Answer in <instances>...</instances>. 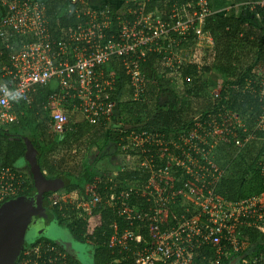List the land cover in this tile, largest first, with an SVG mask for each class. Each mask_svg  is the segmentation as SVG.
<instances>
[{"label": "built area", "instance_id": "obj_1", "mask_svg": "<svg viewBox=\"0 0 264 264\" xmlns=\"http://www.w3.org/2000/svg\"><path fill=\"white\" fill-rule=\"evenodd\" d=\"M67 1L63 11L74 23L60 29L57 39V27L51 25L45 0H0V57L7 52L6 64L0 69V131L13 133L25 115V111H17V104L30 108L39 88L50 90L39 107L48 113L53 134L59 136L66 131L71 121L68 111L90 125L108 127L116 105L119 73L126 79V101L145 103L146 79L140 63L154 52H164L170 68L184 62L176 55L177 42L190 34L200 36L197 28L201 26L202 30L205 18L212 12L208 0L197 1L191 18L176 6L165 14L146 11L148 0L127 1L122 7L110 3L93 5L89 0ZM256 4L264 7V0ZM261 85L260 111L254 128L263 133L264 140V82ZM218 97L216 93L213 99ZM217 117L220 122L211 117L200 122L201 134L197 131V136H181L185 149L172 143L181 152L180 157L165 149L160 151V158L166 161L164 167L153 168V158L140 160L146 153L144 144L162 145L163 140L145 132L132 131L126 136L130 144L125 141L121 145L123 154L137 157L136 171L149 168L152 176L132 183L127 192L104 198L110 205L114 199L121 202V214L129 226L122 235L114 226L110 246L122 256L112 264H264V251L255 249L240 231L260 230L264 234V193L236 202L225 201L215 193L223 171L211 161L217 146L215 138L228 133L240 149L256 139L254 128L252 132L245 128L238 135L237 127L225 115ZM219 130L222 132L217 134ZM128 168L122 166L116 176L130 171ZM176 169L190 178L177 192ZM26 187L29 186L21 173L0 166V205L20 197ZM129 192L137 197V207L145 199L146 211L137 208L138 215H134L133 207L125 202ZM178 198L183 209L176 214L172 205L179 202ZM47 199L51 209L62 212L69 206L83 219L91 216L100 202L92 187L76 198L57 191ZM134 220L144 224L142 230ZM16 264L78 263L54 243L42 240L25 245Z\"/></svg>", "mask_w": 264, "mask_h": 264}, {"label": "trees", "instance_id": "obj_2", "mask_svg": "<svg viewBox=\"0 0 264 264\" xmlns=\"http://www.w3.org/2000/svg\"><path fill=\"white\" fill-rule=\"evenodd\" d=\"M45 1L47 14L51 17V25L57 27L54 33L55 38L59 39V30L74 23V20L68 18L63 11V7L68 1ZM197 1L148 0L145 9L146 11L156 10L165 14L167 9L176 6L179 11H186L188 17L191 18L197 10ZM226 1L230 3L228 13L224 10L211 12L205 18L200 36L194 37L195 35L190 34L179 44L177 42L176 55L184 58V62L170 68L166 66L168 57L165 53L154 52L145 62L140 63L146 79L143 86L145 103L127 101L122 103L118 100L124 96V93L126 96L128 94L124 86L126 79L119 73L120 81L114 107L119 113L113 116V122L108 127L103 124L93 126L86 121L77 124L71 120L61 137L53 134L48 113L39 107V104L46 100L50 92L49 88L37 89L34 103L30 108L21 102L17 104V111H25V115L24 119L13 128L11 134L31 139V144L38 153L37 162L43 175L48 179H58L62 185L59 191L80 196L86 186H92L95 195L99 198L100 202L87 219L81 218L69 206L64 207L62 212L56 208L52 209L53 223L64 227L70 237L87 246L91 251L94 264H112L114 259H120L122 255L119 254V250L110 246L111 238L115 233L114 226H117L116 233L119 235H122L124 229L129 227L128 221L125 220L126 216L121 214L123 211L121 202L114 199L115 201H111L112 205H110L104 198H109L112 193L118 196L122 192H127L128 186L134 182L147 181L152 176V172L149 168H143L137 172L138 163H136L134 167L129 166L128 170L130 171L119 173L115 182H110L108 178H105V173L100 174L94 165L88 163L93 150L97 152L96 155L99 157L110 142L118 143L120 148L126 141V136L132 131L145 132L157 136L156 139L163 140V143L162 145L144 144L142 149L146 153L140 157V160L143 158L144 161H149L150 158H153V168L156 166L164 167L166 161L164 158H160V151L165 149L166 153L169 152L176 158L180 157L181 152L172 143L182 146L181 135L189 137L191 134L192 126L186 125L184 128L185 125H183L184 113L182 112L185 110L183 108L184 101L181 99L194 96L198 101L201 99L205 103L200 120L202 123L208 121L209 117L219 121L218 114L224 116L227 112H233L240 115L241 119L246 118L249 122L236 129V134L242 135V130L245 128L248 132L253 131L260 111L258 95L263 89L261 83L264 82V7L256 4L261 0ZM208 2L211 8L210 0ZM194 42L204 43L206 46L202 48L201 60L198 58L201 54L199 53L193 56L194 59L189 60L190 63H187L189 55L192 54V50L189 51V46H192ZM232 42L235 43L234 51L232 50L233 47L228 45ZM246 48L248 50H245ZM6 54L7 52L0 57V69L3 64H6ZM198 60L200 67H197L195 63ZM147 70L152 71L153 74L147 75ZM200 73H203L204 76L214 75V73L223 76L224 88L219 92V97L217 99L212 98L209 103L205 102L207 98V94H205L206 84L200 80ZM175 78L181 79L182 85L191 86V89L186 87L182 96L171 87L163 90V83L171 82ZM185 78H189L190 83ZM4 81L6 82V79ZM163 94L166 100L161 103ZM177 103L182 105L176 107ZM123 113H132L134 123H138V127L131 130L124 128L122 124ZM26 130L31 131V133L25 135L24 131ZM197 131L198 134H201L200 130ZM253 133L256 139L240 149L235 145L232 136L226 133L229 143L237 148L236 153L234 156L228 155L227 158L223 159V152L219 150L217 151V158L212 159L219 165L223 161L220 166L221 169L224 167V170L216 183L215 193L227 202H236L264 193V176L262 174L264 167L262 165V162L264 163L263 133L260 130L255 131V128ZM11 134L0 131V166L9 167L19 172L17 161L23 156L26 157L28 148L23 141L12 138ZM121 138H125V140L121 141ZM45 140L47 143L43 145ZM126 143L130 144L128 140ZM215 155L216 153H214ZM54 156H58V158ZM97 157L95 156V158ZM259 158H261L259 162L261 164L258 163ZM176 170L178 173L176 172L177 175H175L174 189L177 192L182 183L190 178L182 174L180 169ZM30 176L31 185L27 184L29 187L23 190L21 196L32 194L33 179L31 173ZM49 194L46 193L43 200L50 208L47 199ZM180 200L176 205H172L176 214L183 209ZM125 202L133 207L136 216L138 215L137 208L142 211L147 210L145 199H141L139 202L141 205L137 207V197H134L131 192H129V197ZM133 223L136 227L140 226V230L144 227V224L138 220H134ZM240 231L242 237L248 240L255 249L264 251L263 232L250 229ZM42 240L53 244L44 238H38L36 242Z\"/></svg>", "mask_w": 264, "mask_h": 264}, {"label": "rangeland", "instance_id": "obj_3", "mask_svg": "<svg viewBox=\"0 0 264 264\" xmlns=\"http://www.w3.org/2000/svg\"><path fill=\"white\" fill-rule=\"evenodd\" d=\"M210 4H211L212 12L224 10V11H227V13H228V11L230 10V3L229 2L227 3L226 0H223V1L222 0H210ZM197 32L199 35H201V33H202L201 32V26H199L197 28ZM194 37H198V36H194ZM195 41H196V39H195ZM221 42L224 43V41H221ZM221 42H219V43L222 44ZM225 43L227 44V42H225ZM228 45L230 47H233L232 50L234 51L235 43L232 42V44H228ZM205 46H206V44H204V43L198 44L196 42H194L192 46H189L190 47L189 51L191 52V50H192V54L189 53L190 55L187 59V63H190L189 60L194 59L193 56L197 55L199 53H201V54L199 55L198 58H199V60H201L202 48H204ZM220 46L222 47V45H220ZM245 50H248V48H246ZM199 60L195 62L197 64V67H200V61ZM146 74L151 75V74H153V72L147 70ZM202 74L203 73H200L199 77H200V80L204 81L206 84L205 94H207V98H206L205 102L209 103L210 100H212V98H214V95L216 93H219L221 91V89L224 88L223 84H225V83L223 80V76L218 75L217 73H214V75H207V76H204ZM188 82L190 83V80ZM163 84H164L163 90L165 88L171 87V88H173V90L175 92H178V94L181 96H182L184 90L186 89V87L188 89H191V86H186V87L183 86L182 85L183 83H182L181 79H179V78H175V79L171 80V82H169V81L164 82ZM126 99H127V96L124 93V96L122 98H119L118 100L122 103H125ZM165 100H166V98H165V95L163 94L162 99H161V103H164ZM181 100L184 101L183 108L185 110V112L184 111L182 112V113H184V115H183V120H184L183 125H185L184 128H186V125H191L192 126L191 127V134L197 136V130H198V126L201 122L200 121L201 120V114L203 113V110H204L203 107H204L205 103L201 99H200V101H198L195 96L190 97V98H182ZM128 104H130V103H128ZM181 105H182L181 103H177L176 107L181 106ZM184 105H185V107H184ZM187 108H189V110H187ZM68 113H69L68 116H69L70 120L77 122V124H79V122L80 123L83 122V118L81 116H79L73 112H69V111H68ZM116 113H119V112H118V110L114 109L112 111L111 117H110L111 122H113V116H115ZM132 113H123L122 114V117L124 118L122 121V124H123L124 128H126L127 130H131L132 128L138 127V123H134L133 115H131ZM225 117H226V120H228L229 122H232L233 126L237 127L236 129L243 127L244 125L249 123L246 118L241 119L240 115L233 113V112H227L225 114ZM139 127H140V125H139ZM17 132H19V131H17ZM51 132L53 133V129H51ZM178 132H180V131H178ZM221 132H222V130H219V131H217V134L221 133ZM30 133H31V131H29V130L24 131L25 135H29ZM61 136H62V134L59 135V137H61ZM213 139H214V136H213ZM229 142L230 141L227 139L226 135H220L219 137L215 138V141L213 142V143L217 144V146H215V151L213 152V155L211 157V161L218 168H220V170H222V171L224 170V167L221 169L220 165L222 164L223 161L219 165L218 163L214 162L212 159L217 158V151H219V150H221V152H223L222 153L223 159L227 158L228 155L234 156V154L237 151V148L235 146H232ZM46 143H47V140H45L43 142V145ZM239 143H241V141H239ZM129 151L131 152L132 149ZM214 153H216L215 156H214ZM96 154H97V152L93 150L91 153V157L88 160V163L94 165L97 172H99L100 174L105 173V175H106L105 178H108L112 182H115V178L117 177L116 174L118 173V171L120 170V168L122 166H123V168H127L129 166L134 167L136 165V163H139L137 157L123 154L121 147L119 148L118 143H116L114 141L110 142L107 145V147L103 150V152L100 154L99 157H97ZM95 156L97 158H95ZM54 157L58 158V156H54ZM95 160H96V162H95ZM260 161H261V158H259L258 163ZM259 164H261V163H259ZM138 167H139V165H138ZM18 171L26 179L27 184L31 185L30 171L27 168H19V167H18ZM91 187L92 186H86L84 189V192L85 193L89 192ZM76 196L77 195L71 194V198H76ZM50 236H52V237H50ZM42 238H44V239L60 238L61 239V238H70V235L64 227H62L56 223H53L51 225L50 230L48 231V235L45 234L42 236ZM36 240H37V237H33V235L31 233L30 234L28 233V235L26 237L25 244L30 245L33 242H35ZM73 246L75 248L77 247V245H75V244ZM78 249L81 250V256L84 259L85 258L84 254L88 253L89 248L87 249V246H84V247L79 246ZM84 261H85V259H84Z\"/></svg>", "mask_w": 264, "mask_h": 264}, {"label": "water", "instance_id": "obj_4", "mask_svg": "<svg viewBox=\"0 0 264 264\" xmlns=\"http://www.w3.org/2000/svg\"><path fill=\"white\" fill-rule=\"evenodd\" d=\"M16 140L23 141L29 151L35 153L29 137L10 135ZM24 160V157L22 158ZM30 172L33 179V190L30 196H20L0 205V264H16L25 247L28 233L33 237L42 238L48 235V228L53 224V214L43 204L46 193H54L62 188L58 179H48L41 172L38 162L30 161ZM52 237V236H50ZM55 245L58 240L48 239ZM86 264H94L87 262Z\"/></svg>", "mask_w": 264, "mask_h": 264}, {"label": "flooded vegetation", "instance_id": "obj_5", "mask_svg": "<svg viewBox=\"0 0 264 264\" xmlns=\"http://www.w3.org/2000/svg\"><path fill=\"white\" fill-rule=\"evenodd\" d=\"M24 157V160L21 158L20 160L17 161V166L19 168H27L29 171L30 169V161H36L37 159L35 158V153L33 151H29L27 149L26 151V157ZM31 173V172H30ZM45 195V194H44ZM44 199V197H43ZM43 204L46 207V209L50 212H52V209L49 208L46 203H44L43 200ZM50 230V228H48ZM48 230V231H49ZM77 245V247L75 248L73 245ZM57 246L60 247L62 250H64L67 255L70 257L71 260L75 261L78 264H86L87 262H92V254L91 251L88 249V253L84 254V259L81 256V250L78 249L79 246L84 247L85 245L75 241L72 237L70 238H61L60 240H58Z\"/></svg>", "mask_w": 264, "mask_h": 264}, {"label": "crops", "instance_id": "obj_6", "mask_svg": "<svg viewBox=\"0 0 264 264\" xmlns=\"http://www.w3.org/2000/svg\"><path fill=\"white\" fill-rule=\"evenodd\" d=\"M89 1L93 5H98L102 3H110L114 5L115 7H122L127 1H131V0H89ZM12 135H16V134H12Z\"/></svg>", "mask_w": 264, "mask_h": 264}]
</instances>
